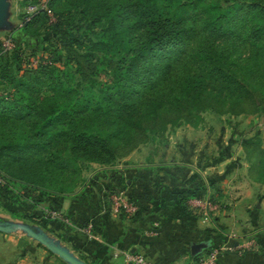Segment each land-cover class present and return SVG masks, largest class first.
<instances>
[{
	"label": "trees",
	"instance_id": "16d2710c",
	"mask_svg": "<svg viewBox=\"0 0 264 264\" xmlns=\"http://www.w3.org/2000/svg\"><path fill=\"white\" fill-rule=\"evenodd\" d=\"M35 3L22 0L23 7ZM45 8L52 20L47 21L46 9L39 8L23 14L20 24L2 39L11 42L10 48L0 39V83L14 92L4 97L5 119L13 124H6L8 135L0 153L13 160L31 158L60 174L74 170L80 160L108 166L136 141L161 134L167 125L197 127L206 110L231 116L254 112L264 99V0H231L218 6L213 16L197 13L188 21L161 16L159 0H46ZM76 23L80 26L73 30ZM43 28L67 31L56 44L59 58L50 53L36 57L47 47ZM4 56L7 60L1 64ZM28 57L35 58L34 65ZM11 63L13 74L6 70ZM56 63L70 71L74 84L63 80L67 75L59 73ZM104 69L111 85L104 84L95 95L88 83ZM240 145L248 176L264 185V148L257 139H242ZM37 180L0 170V204L9 210L30 201L48 206L44 196L35 194ZM127 182L123 171L106 168L95 172L72 198L96 218L92 197L101 183L109 205L110 195ZM208 186L194 172L185 187L168 190L182 213L199 218L187 201L203 198ZM135 196L130 193L127 199L135 206L133 221L144 211ZM82 224L88 226L86 220ZM203 233L209 246L202 252L215 245L219 235L212 227ZM251 239L257 246L254 235ZM189 244L183 252L192 260L199 253L190 255Z\"/></svg>",
	"mask_w": 264,
	"mask_h": 264
},
{
	"label": "crops",
	"instance_id": "0c3cea01",
	"mask_svg": "<svg viewBox=\"0 0 264 264\" xmlns=\"http://www.w3.org/2000/svg\"><path fill=\"white\" fill-rule=\"evenodd\" d=\"M186 142L188 144L189 140L182 139L176 143L186 147ZM200 150L201 152L196 153L192 142L187 152L176 149L172 153H166L161 162L138 164L137 166L144 167L133 168L134 172L131 176L126 168L108 167L123 171L125 177L131 181V183L127 182L122 190L124 197L127 200L130 193L135 194L137 202L141 203L144 210L143 214L139 212L137 215H141V219L134 221L131 216H124L111 210L110 204H106L104 200L102 183L96 196L92 197V201L96 203V218L89 217L90 211L86 208L82 209V205L72 198L82 190L83 186L67 196L41 194L35 191L38 198L45 197L48 206H42L39 203L31 204L30 201L29 204L19 205L18 203L9 210L0 204V222L4 224L3 229H0V264H63L54 256L47 257L46 251L37 246L33 235H26L24 231L20 232L22 230L20 227L13 231L6 224L9 222L15 224L17 220H25L36 214L49 216L50 220L44 222L46 232L55 239H59L61 246L75 256L76 252L81 255L86 253L85 244L95 242L96 245L92 251L96 259L100 261L99 264H125L121 257H112L113 251L120 253L128 251L139 255L144 259L145 264H187L191 258L184 254L183 247L196 241V234L203 233L205 229H209L210 225L202 226L198 218L189 211V213H182L179 204L173 199L168 189L185 187L188 179L196 172L205 183H210L204 196L215 194L214 198L221 204L225 194L241 192V190L235 193L229 192L223 188V182L228 178V174L239 169V163L247 167L240 147L228 158L218 159L222 162L208 159L210 156L206 154L208 151L206 143ZM224 163L230 164V169L226 170L223 167ZM137 171H139L138 176L135 175ZM246 175L248 177V174ZM250 182L254 185L253 188L258 185L255 188L256 192L262 193L260 183L252 178ZM242 194L244 195L235 201L231 208L227 207L218 211L214 223L219 226L222 234H227L226 230H231L236 232V237L250 236L251 238L254 235L257 246L238 252L237 245L242 243V239L240 243L239 238H232L233 240H228V245H231L232 249L220 252L217 256V264H264V206L262 204L259 206L258 201L248 196V192L244 191ZM19 199L22 200L21 197ZM52 212L56 216L49 215ZM84 220L92 226L94 235L88 234L85 223L82 224ZM31 224L36 225L33 222ZM40 255L42 257H38Z\"/></svg>",
	"mask_w": 264,
	"mask_h": 264
},
{
	"label": "rangeland",
	"instance_id": "374dc122",
	"mask_svg": "<svg viewBox=\"0 0 264 264\" xmlns=\"http://www.w3.org/2000/svg\"><path fill=\"white\" fill-rule=\"evenodd\" d=\"M36 2H41V0H36ZM45 2L46 0L44 1V3ZM230 2L231 0H159V14L163 17H167L173 20L178 19L181 21H188L190 20L189 18L195 16L197 13L203 16H213L217 12L218 6L224 7ZM46 13L48 15L47 21L52 20L53 15L48 9H46ZM23 14L27 15V13L25 12V7L22 6V0H2V4L0 6L1 40L5 38V36L10 33V31L15 26L20 24V21L23 18ZM77 25H79V23H76L74 25L73 30H76L75 27ZM41 32L45 33L44 35L47 47L42 52H38L36 57L41 58L44 57L45 54L50 53V56L52 58H59V53L56 52L59 50V48L58 46H56V44L57 42H60V40H63L65 38V36L67 35V31L64 29H59L56 33H51L47 30L45 31V28H43ZM242 52L246 54L244 49H242ZM5 56L2 57L1 64H5L4 61L7 60L6 57H8ZM101 58L103 59V61H107L109 57ZM27 61L30 62L29 65H34L36 62L35 58L32 59L29 57ZM59 62H61V59L59 60ZM14 65L15 64L11 63V69L6 70L12 71ZM56 66L57 69H59V73L64 72V74L67 75H62L63 80L67 82V84H74V77H72L70 71L61 63H56ZM90 79V83L88 84H91V86H93V88L95 89V95L96 90L104 87V84L105 86L111 85V77L109 76V72L107 70L105 71V69L104 71H100L97 76L91 77ZM13 94L14 92L11 87H9L7 84L0 83V99L3 98L2 100H0V146L5 143V140L7 138L6 136L8 135L6 124H13L9 120L5 119V112L8 108V101L4 97H12ZM257 108L254 112H250L249 110L245 113L234 116H231L229 114H218L217 111L213 110H206L202 112V120L197 127H192L185 123H181L173 127L167 125L165 131L161 134H148L144 139L136 141V144H134V146L127 149L124 153H122L121 156L115 159L112 165L108 166H103L92 161L80 160L75 162L74 170L67 172L66 174H60L44 169L40 165V163H38L37 161H33V159L31 158L26 161H16L13 160V158L7 153L1 152L0 170L1 173H4L11 177L17 175H32L34 176V178L36 177L38 179V186L36 187V191L40 192L41 194L45 192L51 195L57 194L59 196H63L62 194H65L64 196H67L83 186L85 182H87V180L96 172V170H101L100 168L102 167L108 168L119 166V168H126V170H128V174L131 176L134 172V169L144 167L140 165L137 166L138 164L143 165L148 162H161L166 153H172L176 149L184 150L185 152H187V149L192 146V142L194 150L196 149V153L198 151L201 152L202 149L200 150V148L204 145V143H206L208 150L206 151V154L208 155V157L210 156L208 159L212 161L222 162L218 159L228 158L231 154L237 152L239 147L242 150L240 145V141L242 139H257L259 141V146H261V148H264V99L261 100ZM16 124L18 125V123ZM182 139L189 140L188 144V141L185 143V145H187L186 147L182 145L180 146L178 145V143H176ZM231 160L234 161L233 159ZM234 162L236 163V161ZM238 165L239 169H235L231 174H228V178L224 180L223 188H226V190H229V192L232 191L235 193L239 192L240 190L241 192L231 195L230 193L225 194V198L221 201V204L220 201L214 198L215 194L214 196L212 195V198L210 196L209 200L211 202L210 204L212 209L209 211V216L211 218V221L206 224L202 223L200 221V218H198V222H200L202 226L210 225L208 228L212 227L216 231H219V226H216V224L214 223V218L217 215L218 211H221L222 209H225L227 207L231 208L233 203L239 200L242 195H244L242 194L244 191L248 192V196H250V198H252L254 201H258L259 206L261 204L264 206V185H260L262 188V193H260V191L259 193L258 191L256 192L255 188L258 185L253 188L254 185L250 182L251 178L249 176V178L247 177V173L245 174L246 167L241 163H239ZM223 167L228 170L230 169V164L224 163ZM138 172L139 171L135 172L136 176H138ZM262 177H264V173L261 175V178ZM123 198L125 200L124 193ZM189 209L192 212L195 211L191 208ZM119 211L121 215L130 216L124 213V211L121 209ZM49 215H51V213ZM53 216H56L55 213ZM32 218H37L38 220H33ZM48 220H50L48 215L36 214L27 217L25 220H17L15 224L10 222L6 224H8L7 226H9L13 231L18 230L20 227L22 228L20 232L24 231L26 235H32L30 232H34L40 235L41 240H39L35 236H33V238L36 241L37 246L46 251L45 255L47 257L54 256L59 262H62L63 264H69L60 256H58L54 250L49 248L50 246H57L61 248L64 247L61 246V242L59 241V239H55L48 232H46V226L44 222H47ZM32 222L36 223V225L31 224ZM3 226L4 224L0 222V229H3ZM226 233V235H228V237L230 238L227 239L226 236H224L219 231V235H217V239H215V242L217 243L215 244H218V240L221 239L223 241H228L232 238H239L238 240H240V243L241 239L242 241L250 239L247 236L236 237L235 231L226 230ZM88 234L94 235V229L90 228ZM195 237H197V240L194 242L199 241V239L205 240V234L203 233L196 234ZM95 245V242L87 243V245L85 244L84 248H86V253L84 252L82 255L78 254L75 251L78 258L71 252H68L75 258L82 261L83 264H99L100 261L96 259V255L92 251ZM246 249L248 248H245L243 252L246 251ZM114 252L115 251H113V253ZM113 253H111V255L114 258ZM38 257L42 256L40 255ZM118 257H121V254H119Z\"/></svg>",
	"mask_w": 264,
	"mask_h": 264
},
{
	"label": "built area",
	"instance_id": "2783aa9c",
	"mask_svg": "<svg viewBox=\"0 0 264 264\" xmlns=\"http://www.w3.org/2000/svg\"><path fill=\"white\" fill-rule=\"evenodd\" d=\"M45 1V0H44ZM43 0L41 2H37L34 5H27L25 6V12L27 14H31L39 8H45V3ZM2 46L6 49L10 48L11 42L8 39L2 40ZM110 208L113 212H120L119 210H123L124 213L131 215L134 210L135 206L129 203L126 199L123 198V192L120 191L116 194L110 195ZM210 200L208 196H204L203 198L193 197L187 201L188 207L195 210L198 214L200 221L202 223H209L211 218L209 216V211L212 209ZM122 212V211H121ZM54 215V212L51 213ZM90 225L86 227L87 231H89ZM228 237V235L223 234ZM256 246L255 242L250 238L246 239V241H242L240 245H237V251L242 252L245 248L253 249ZM232 246L228 245V241H223L218 244L213 245L206 251L199 253L194 259L190 260L187 264H217V256L220 252L225 250H231ZM121 254V259L125 264H145L144 259L136 254L129 253L128 251L125 252H114L113 256L118 257Z\"/></svg>",
	"mask_w": 264,
	"mask_h": 264
},
{
	"label": "water",
	"instance_id": "95a60500",
	"mask_svg": "<svg viewBox=\"0 0 264 264\" xmlns=\"http://www.w3.org/2000/svg\"><path fill=\"white\" fill-rule=\"evenodd\" d=\"M2 4V0H0V6ZM33 236L37 237L39 240H41L40 235L30 232ZM44 243V242H43ZM209 246V242L207 240H200L197 242H191L189 244V252L190 255L194 256L200 252H202L204 249H206ZM50 249L54 250L58 256H60L64 261L68 262L69 264H83L82 261L72 256L68 251H66L64 248L57 247V246H50Z\"/></svg>",
	"mask_w": 264,
	"mask_h": 264
}]
</instances>
